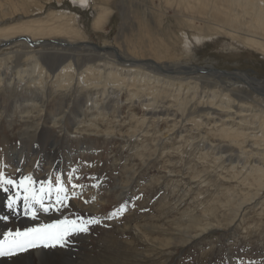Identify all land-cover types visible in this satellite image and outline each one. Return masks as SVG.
<instances>
[{
	"label": "rangeland",
	"instance_id": "obj_1",
	"mask_svg": "<svg viewBox=\"0 0 264 264\" xmlns=\"http://www.w3.org/2000/svg\"><path fill=\"white\" fill-rule=\"evenodd\" d=\"M166 1L104 0L106 6L114 11L104 29L96 30L92 23L98 5L104 4L101 0H88L85 3L79 0H0V30L23 23L31 24L34 20L45 21L60 10L73 11L77 25L87 35L88 44L81 45L84 50L89 47L92 50L97 45L120 48L118 42L123 47L121 50H124L129 44L124 36L128 33L131 37L129 40H142L145 26L140 24V16L146 7H150L153 12L147 11L146 21L153 30L158 31L156 42L164 38L169 44L170 48L161 51L167 63L195 68L193 73L179 71L176 75L180 81H185L183 92L188 91L186 94L181 93L189 100L188 105L182 108L174 105L175 99L182 95L173 93L174 87L167 85L168 81L161 80V77L154 84L151 77L153 81H146L145 86L147 92L159 90L163 86L164 90L170 91L168 96H157L158 102L149 98V95H142L146 92H137L136 88L124 89L119 96L104 92L103 95H107V98L111 97L110 102L101 100L102 103L98 105L101 109H109V112L104 111L106 116L98 115L97 109L93 108L92 100L101 96V93H95L98 89L89 84L85 88L89 91L85 92L83 89L81 94L77 92L76 95L79 93V96L86 99L80 117L84 120L82 125L86 127V133L83 131L77 136L69 131L61 133L58 127H51V120L43 140L48 145L56 139L60 140L63 148L61 156L69 160L63 164L64 172L77 170L71 182L65 178L69 188L72 184L83 185L85 190L88 186L89 189L96 186L99 194L111 201L102 206L99 202L96 203L95 198H86L80 204L73 201L75 198L78 201L77 195L69 194L67 206L60 208L61 219L53 218L48 221L47 212L39 211L43 220L37 224L21 225L19 231L52 225L66 217L70 220L78 216L98 219L99 223L89 225V231L80 232L85 236L76 238L79 233H75L76 235L68 237L69 244L48 246L66 250L71 247L69 245H77L70 257L72 264H264V187L261 188L258 184L260 175L247 176L253 164L264 165V159H257L255 156V151L258 150L264 155V54L228 35H207L208 32L203 35V32L199 34L192 27H178L177 17L181 15L167 9ZM157 9H162L167 14L159 16ZM138 16L140 22L135 18ZM21 43L29 46L26 42ZM2 46L8 47L4 43ZM149 53L146 56L151 57ZM47 55L41 62L52 75L51 70L57 67V60L50 53ZM21 58L0 64V76L3 75L4 78L0 86V105L4 103L11 106L27 96L25 94L35 90L38 92L33 86L38 81H34L32 76L22 82L12 79L15 73L17 76L19 71L32 68L31 61L26 56ZM68 61L70 62V58ZM82 61L84 62V56L78 62L79 66ZM95 61L99 62L92 60L90 63ZM87 63L89 62L86 61L83 66ZM100 65L98 72L90 77L91 80L115 79V76L108 74L114 70H104V63ZM75 66L74 83L77 84L80 82L79 71L84 68ZM211 67L225 74L222 75L220 71L207 73V69ZM201 68L204 69L198 70ZM136 73L127 72L118 77L121 79ZM166 73L176 74L172 71ZM147 78L146 75L145 79ZM12 80L14 83L10 85ZM188 82L192 83L188 85ZM130 93H136V96L130 98ZM223 93L229 97L224 98ZM67 94L73 96L75 89L72 92L66 91L62 97ZM146 97L151 100H146ZM57 98L60 97L51 96L50 108L63 101ZM148 102H152L150 106H144ZM227 102L234 105V109H243L238 114L241 116L234 115L236 112L218 111L224 110L220 103L225 106ZM66 103L64 109L69 106V101ZM225 109L228 111L230 108ZM19 110L20 107L12 108L9 116H0L2 148H6L3 145L5 142L9 146L15 143L13 146L16 147L12 150L17 149L21 145V133L25 124L35 123L33 118L37 111L33 110L34 114L31 111L22 114ZM23 116H28L29 119L22 118ZM226 128H238L232 132L250 133L244 149L242 148L247 152L241 153L239 145L222 137ZM99 129L103 132L97 133L96 130ZM40 142L36 139L34 147H41ZM72 147L82 148L70 153L69 149ZM245 165L249 166L247 170L243 168ZM11 172L14 175L8 176L13 180L25 176L18 167ZM55 172L58 173L56 170ZM45 174L38 172L35 176L37 180H45L49 177ZM56 176L55 173L53 177ZM243 176H247L246 181ZM13 192L15 194V189ZM250 195H255L254 201H248L251 199ZM237 199H245L246 202L234 214L233 201ZM4 202L3 214L9 218V201L5 199ZM51 202L55 203V200ZM121 205H126L127 210L122 215L109 219L110 213ZM204 225L208 227L205 231L202 230Z\"/></svg>",
	"mask_w": 264,
	"mask_h": 264
},
{
	"label": "bare ground",
	"instance_id": "obj_2",
	"mask_svg": "<svg viewBox=\"0 0 264 264\" xmlns=\"http://www.w3.org/2000/svg\"><path fill=\"white\" fill-rule=\"evenodd\" d=\"M76 1L78 2V0ZM79 1L82 3L88 2V0ZM103 1L104 0H101V3L104 4L98 5L96 16L92 23L93 28L96 30L104 29V26L108 23L110 16L114 11L112 8L106 6V3ZM165 7H167V9H172L174 13L178 12L181 15V17H177L178 15H175L177 19H179L177 21V25L180 28L181 26L192 27L194 29H197L199 31V34L203 32V35L206 32H208L207 35L215 33L228 35L233 39L240 41L245 46L264 54V0H167ZM147 11L151 13L153 12V9L150 7H146L145 11L143 13L141 12L140 17L142 18V22L140 24H143L145 26V28H143L145 32L144 36L142 37V40H129L131 38L129 36V33L128 35H124L125 38L128 40L127 42H129L128 46H126L124 50H121L123 47L121 46L120 42H118L120 44V48L116 46L110 47L106 45H97L98 47L94 46L96 49L93 47V49L90 50L89 47V49L84 50L83 47L88 44L86 43L87 35L83 31V29L77 25L73 11L60 10L54 13L50 19H47L45 21L34 20L31 24L23 23L21 25H15L9 29L0 30V64L5 63L6 61H13L14 58L19 59L21 57L23 58L24 56H26L27 60L31 61L32 68L29 69L30 71H19L17 76L15 73L12 79L15 78L17 82H22L25 78L32 76L34 81H38L36 85H33L34 89H38V92H36L35 90L34 92H29L25 94L27 96L24 95L25 97L23 99L18 100V102H15L11 106H8L4 103L0 105V116H9L8 114L11 109H16V107H20L19 112H21L22 114H27L30 111V113L34 114V112L32 111H37L35 117L33 118L35 123L25 124V127L23 129L24 131L21 133V145L17 149L12 150V148L16 147L13 146L15 143L9 146L7 143L4 142L3 145L6 146V148L0 147V172H3L6 178H9V176L14 175L11 171L17 169V167L18 169L23 171L25 176L26 173H30L32 174L31 176L33 177V179L36 180L37 178L35 176V173L38 172H40L41 174L46 173L45 175L52 177L53 179L55 178L53 177L55 173L56 175H60L64 179L67 177L68 173L64 172L63 164L68 163L69 160L61 156L63 148L61 147L62 145H60V140L56 139L52 141L50 145L46 143L48 145L47 146L44 142V137L47 132V128H49L48 126L51 120V127H58L61 133H67L69 131L72 132V134H76L77 136L79 134H82L83 131L85 132L86 127L82 125V123H84V120H81L80 117L82 114L81 111L86 105V99H84V97H81V95L79 96L78 94H81L83 89L85 90L86 87H89V84L92 87L98 89V91L95 92L96 94L101 93V96L94 98V100H92L91 98L90 99L94 101L93 108L97 109L98 115L101 114L104 116L107 115L104 111L109 112V109L105 110L104 107L103 109H101L98 104L102 103L100 102L101 100L103 102H110L109 98L111 97L107 98V95H103L106 91L108 92V95L119 96L120 92H122L124 89L129 88L131 90V88H136L137 92H146L142 95H149V98H151L155 102L159 101V99H157V96H168L167 93L169 90H164V86L161 87V89L159 90L152 89L150 92H147V88L145 87L147 86L146 81L149 83L150 81H153L150 79L151 77H153L154 79L153 84L157 79L160 80L161 78V80H165V82L168 81L167 85L174 87L172 89V92L177 93V96L182 95L181 93L184 91L186 84L185 81L179 80L180 78L176 76L177 72H188L189 74L193 73L195 71V68L185 66L180 67L173 65V63H167V61L165 60V55H163V52L161 51L170 48V46L169 44H167L164 38H160V41L158 43L156 42L158 31L157 29L153 30L150 27L149 22L146 21ZM157 12H160L159 16L167 14L163 12L162 9H157ZM135 18H137L139 21V16ZM124 19L125 21H127L126 16H124ZM124 27L125 25H123V28ZM122 32L124 33V31ZM21 42H26V44H28L29 46L22 44ZM2 43L7 44L8 47L3 48ZM18 46H20V48ZM92 51L94 52L91 53ZM148 52L151 53V57L146 56V53ZM47 53H50L51 55L55 56L54 58L55 60H57L55 61V65L57 67L55 66L56 68H54L53 66V70H51L50 68L53 73L52 75L51 73H48V71L45 69V66L41 62L45 55L48 57ZM82 56H84V62L82 61L83 63L79 66L78 62H80ZM69 58L70 62L68 61ZM92 60H99V62L95 61V63H90ZM86 61L89 63L83 66ZM100 63H104V65L102 66L104 70H114V72H109L108 74H112V76H115V79L104 81H93L90 79L92 75H95V73L98 72L99 66L101 67ZM75 65H77V67H81L82 69L84 68L83 70L81 69L82 71H79L81 74L78 72L80 74V82L78 81L77 84L74 83V72L76 71ZM167 71H172L176 74L169 75L168 73H166ZM207 71V73H213L214 71L219 72L220 70L211 67L207 69ZM127 72L137 73L135 75L130 74L131 76L121 79L118 77ZM221 74L223 75L225 73L221 72ZM146 75L148 76L147 79H145ZM243 75L246 76V78L250 79L246 74ZM188 78L193 79L192 77ZM177 79L179 80V82ZM181 79H183V77ZM3 80L4 78L2 75L0 76V86L3 83ZM176 82H178L177 87H175ZM13 83L14 80H12L10 85H13ZM191 83L192 82H188V85H190ZM99 88L104 89L101 90ZM74 89L75 94L73 96H68L69 94H67V96L64 95V97H62L63 94H66V91L72 92ZM87 91L85 90V92ZM77 92L79 93L76 95ZM154 93H156V95ZM183 93L186 94L188 93V91L186 90ZM226 93L222 94L224 98L227 96L229 97V95ZM51 96H59L60 98L57 99L63 101H59L60 105L57 104L58 106L55 105L50 108L49 103ZM130 96V98H134L136 96V93H130ZM66 97L68 98L67 100ZM149 98L146 97V100ZM151 99H149L148 101H150ZM66 101H69V106L64 109L67 104ZM188 102L189 100L187 99V97H183L182 95V97L175 99L174 105L182 108L184 106H187ZM151 103L152 102H148L144 106L148 107ZM227 104L229 106H227ZM227 104L224 106L222 103H220V105L223 106L222 108H224V110L218 109V111L226 113L236 112L234 115L241 116L238 114H241V111L243 109H234V105H232L231 103L229 104V102H227ZM225 108L230 109H228L227 111ZM211 111H213V109ZM243 115L245 116V114ZM28 116H23L22 118L26 117L25 119H29ZM105 120L107 121V119ZM75 125H77L76 128H74ZM32 129H34V131ZM236 129L238 128H234L233 130ZM233 130L232 128L224 129L222 137L226 138L225 140L227 141L229 140L230 142L235 143V145H239L238 147H240L241 153L247 152L243 149L245 146L244 144L247 142L246 140H248V135L250 133H247L245 131L232 132ZM96 132L101 133L103 131L99 129L96 130ZM106 133L111 132L106 131ZM36 139L41 141V147L39 148L34 147ZM241 140L242 142L240 143ZM80 148L82 147H72L69 150L70 153H74L79 151ZM251 152L253 151L251 150ZM255 153L257 159H264V155L262 156V152L258 150L255 151ZM55 154L57 155V158ZM259 165L260 164H253L252 167L249 168L250 170H248L249 173L247 176L249 177V174L251 176L256 174L260 175L258 184H260L262 188L264 187V165ZM247 166L248 165H245L243 168L247 170ZM55 170L58 171L59 174L55 172ZM247 176L246 178L243 176L244 181L247 180ZM39 180L42 179L40 178ZM89 187L90 186H88L87 188L85 187L86 190L83 189V187L69 188L71 190L69 192L70 195L75 194L78 196V201L76 200V198L73 201L81 204L82 200L86 198L90 200L95 198L96 203L99 202V205L102 206L107 205L111 201V199L109 198L106 199L105 195L103 196L101 193L99 194L98 187L97 189L95 188L96 186H92L90 189ZM257 187L258 186H256V189ZM5 188H7L8 191H5ZM13 189H15L16 191L15 194L13 192ZM81 192L83 193L81 194ZM18 194L21 199L17 201L14 207L11 208L10 217L6 218L7 216L5 217V215L3 214V208L6 204L4 200L6 199V201H9L11 200V197H14L15 199ZM255 194L257 195L258 192ZM23 195V191L21 189H17L14 186L4 185V187H0V240H3L5 234L9 231L15 233L17 230H19V226L21 225L31 223L37 224L43 220V217L40 216V212L43 213L44 211L40 210L38 205L35 206L37 209L36 219H33L29 216H25L23 214ZM250 197L251 199H248V201L253 200L255 195H250ZM53 200H55V193H53L52 201ZM244 202H246L245 199L242 201L240 199L233 201V203L235 204L232 208V210L235 211L234 214H237L241 210L242 206L245 204ZM46 203H48V201H46ZM52 211L47 212L46 217L48 218V221L53 218L61 219V210ZM207 229L208 227H206L205 225L202 228L203 231ZM80 236H85V234L79 233L76 238ZM189 240L191 241L192 239ZM69 246L71 247H68L66 250H58L57 248L53 249L48 246H45L43 243H38L36 246L26 247L22 251H13L11 255L0 256V264H72L70 257L74 252L73 248L77 247V245Z\"/></svg>",
	"mask_w": 264,
	"mask_h": 264
},
{
	"label": "snow or ice",
	"instance_id": "obj_3",
	"mask_svg": "<svg viewBox=\"0 0 264 264\" xmlns=\"http://www.w3.org/2000/svg\"><path fill=\"white\" fill-rule=\"evenodd\" d=\"M84 6V5H82ZM76 169L70 171L66 177L68 181L73 179ZM55 180V182H54ZM49 177L47 180H36L31 175L23 176L19 181L6 178L3 172H0V187L4 185H12L17 189H21L24 193L23 199V214L33 219L37 218L36 205L44 212L52 210L59 211L60 208L67 206L70 199L69 187L65 183V179L60 175L55 178ZM38 185V186H37ZM98 186V185H97ZM72 188L83 185L72 184ZM8 191L7 188L4 189ZM53 193H55V203H52ZM21 197L19 194L15 199L9 200L8 207L12 208L16 205ZM48 201V203H46ZM127 210L126 205H121L115 208L109 215L112 217L122 215ZM100 221L96 218L77 217L70 220L67 217L62 221H57L52 225H41L39 227L26 228L23 231L17 230L15 233L9 231L5 234L4 239L0 240V256L11 255L13 251H22L26 247L36 246L38 243H43L45 246L66 245L68 237L75 233L89 231V225L97 224Z\"/></svg>",
	"mask_w": 264,
	"mask_h": 264
},
{
	"label": "water",
	"instance_id": "obj_4",
	"mask_svg": "<svg viewBox=\"0 0 264 264\" xmlns=\"http://www.w3.org/2000/svg\"><path fill=\"white\" fill-rule=\"evenodd\" d=\"M201 71L203 70V69H200ZM221 72H223V71H221Z\"/></svg>",
	"mask_w": 264,
	"mask_h": 264
}]
</instances>
